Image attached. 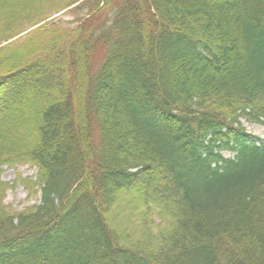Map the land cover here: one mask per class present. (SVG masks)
I'll use <instances>...</instances> for the list:
<instances>
[{
    "label": "trees",
    "instance_id": "trees-1",
    "mask_svg": "<svg viewBox=\"0 0 264 264\" xmlns=\"http://www.w3.org/2000/svg\"><path fill=\"white\" fill-rule=\"evenodd\" d=\"M52 1L0 0V173L29 161L42 191L0 204V264H264L241 125H264V0H65L13 29Z\"/></svg>",
    "mask_w": 264,
    "mask_h": 264
},
{
    "label": "rangeland",
    "instance_id": "rangeland-1",
    "mask_svg": "<svg viewBox=\"0 0 264 264\" xmlns=\"http://www.w3.org/2000/svg\"><path fill=\"white\" fill-rule=\"evenodd\" d=\"M62 2H65V0H53L50 4L41 6L36 10L37 13H40L41 18L39 20H36L29 24L30 21L25 17L22 19H18L14 22L13 29H18L21 24H25L26 28L34 25V23H36L37 21H40L41 19L50 16L54 12L63 9L65 6H63ZM66 10L58 13L59 15L57 16V19L70 21L73 20V15L69 14L68 12H64ZM30 29L28 28V31ZM17 40H19V38ZM6 43L8 42L6 41L2 45ZM95 53L96 55L94 57V64L97 67L104 59V47H100V44H98ZM241 125L253 137V139L264 140V125L262 123L257 121H249L242 118ZM224 155L227 157H233L235 155V152L225 150ZM38 173L39 169L37 168V166L26 160L15 158L12 162H7L6 164H4L1 167L0 173V184L2 185V190L0 191V204L3 207L12 210L11 212L15 213L28 212L31 209L39 206L42 203V191L38 179ZM165 193H168L167 189L165 190ZM152 218L156 219V216L154 215ZM156 222L160 224L158 219Z\"/></svg>",
    "mask_w": 264,
    "mask_h": 264
}]
</instances>
